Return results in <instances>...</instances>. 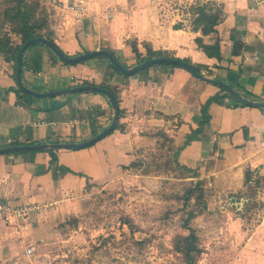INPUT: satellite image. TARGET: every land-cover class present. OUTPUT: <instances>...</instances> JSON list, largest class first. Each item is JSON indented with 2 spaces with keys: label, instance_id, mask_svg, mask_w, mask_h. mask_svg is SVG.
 I'll list each match as a JSON object with an SVG mask.
<instances>
[{
  "label": "crops",
  "instance_id": "1",
  "mask_svg": "<svg viewBox=\"0 0 264 264\" xmlns=\"http://www.w3.org/2000/svg\"><path fill=\"white\" fill-rule=\"evenodd\" d=\"M38 1L54 44L68 56L103 49L131 67L137 61L133 47L144 58L147 46L200 66V74L230 85L243 96L248 92L250 96H244L248 99L264 100V0H201L220 6L223 13L215 32L205 36L192 30L188 11L192 3L180 13H175L177 9L169 13L164 10L167 0ZM76 3L85 6L84 16L67 9ZM197 37L209 45L218 40L220 58L199 49ZM13 72V63L0 54V148L81 142L110 123L113 110L105 95L83 91L20 97ZM21 79L36 92L103 82L116 89L119 107L113 131L90 147L0 153V202L30 208L26 219L20 220L22 225L18 221L10 227L19 228L18 236L27 242L44 237L37 221L28 222L32 215L66 203L87 180L103 186L117 181L128 170L123 167L139 161L140 152L156 149V138L150 134L158 130L176 147L182 146L179 164L196 169L204 187L214 193H236L250 180L251 171L263 169L264 107L236 105L219 87L178 66L155 64L145 75L123 78L112 73L101 56L67 64L35 43L23 53ZM215 96L219 99L206 106ZM205 114L203 131L183 146L185 137L201 127ZM49 150L60 168H68L57 170L56 178ZM5 238L0 224V260L8 257Z\"/></svg>",
  "mask_w": 264,
  "mask_h": 264
},
{
  "label": "rangeland",
  "instance_id": "2",
  "mask_svg": "<svg viewBox=\"0 0 264 264\" xmlns=\"http://www.w3.org/2000/svg\"><path fill=\"white\" fill-rule=\"evenodd\" d=\"M194 1L167 0L164 10L180 13ZM163 152H140L109 186L87 180L66 203L32 215L28 222L42 226L39 242L19 237L0 217L8 252L0 264H181L173 242L188 234L181 217L189 207L177 197L189 179L162 163ZM249 176L236 193L208 190L206 210L189 223L204 249L197 264H264V166Z\"/></svg>",
  "mask_w": 264,
  "mask_h": 264
},
{
  "label": "trees",
  "instance_id": "3",
  "mask_svg": "<svg viewBox=\"0 0 264 264\" xmlns=\"http://www.w3.org/2000/svg\"><path fill=\"white\" fill-rule=\"evenodd\" d=\"M188 11L191 16V26L193 31H199L202 36L209 35L215 32V26L222 20L223 13L220 6L214 5L211 2H202L196 0L194 3L189 5ZM46 12L41 7L38 0H0V54L6 62H12L14 72L12 76L15 78V68H16V57L20 47L28 40L34 37H43L45 39L53 42L51 35L49 33ZM175 28H180V25L175 26ZM17 39L19 41H17ZM54 43V42H53ZM195 43L199 49H201L208 57L220 58L219 44L218 40L213 44H205L201 37L195 39ZM146 56L144 58L139 57V53L136 47H133V52L137 55L136 64H139L147 59L157 58V57H169L168 54L163 51H154L150 47H145ZM52 52V51H51ZM103 57V56H101ZM104 58V57H103ZM107 66L112 70V73H116L120 77H128L114 69L113 65L105 59ZM189 62L188 60H183ZM190 63V62H189ZM158 65V64H156ZM163 66L174 67L171 64H161ZM196 71L200 73V66L195 65ZM149 67L141 69L134 74L145 75ZM132 74V75H134ZM93 84L87 81L81 83V85ZM99 87L109 90L116 101L118 106L117 91L109 84L99 83ZM224 97H228L223 89H221ZM20 97H29L28 94L22 93L18 88L15 90ZM244 96H250L248 92L244 93ZM245 97V98H247ZM219 97H211L207 102L206 106L211 101H215ZM242 105V104H236ZM205 106V107H206ZM208 116L201 119V127L196 131L191 132V134L185 137L184 145L188 144L190 141L195 140L199 133L203 131L204 125L207 123ZM112 132V131H111ZM109 132L108 134H110ZM98 133L97 131H92V136ZM107 134V135H108ZM150 136L156 138V149L158 151H164L162 158L164 165H172L176 170L180 171L182 178H188L187 184L183 187L181 195L177 199L181 200L184 205L188 208L183 214L181 219V224L184 229L188 230V234L185 236H177L173 242V250L180 257L181 264H197L198 259L204 252V249L199 245L198 236L195 230L189 227V223L192 219L196 218L206 210L205 197L208 194V190L204 187L203 181L199 179V174L196 169L188 168L184 165L179 164L177 161V156L182 148L176 147L174 145L173 139H171L164 131L158 130ZM51 153L50 166L52 167L53 176L56 178L57 170H62L57 165L56 155ZM133 165L135 163H132ZM183 210V209H182ZM128 225L131 233L134 232V227L129 221H125ZM135 244H142V241H134Z\"/></svg>",
  "mask_w": 264,
  "mask_h": 264
},
{
  "label": "water",
  "instance_id": "4",
  "mask_svg": "<svg viewBox=\"0 0 264 264\" xmlns=\"http://www.w3.org/2000/svg\"><path fill=\"white\" fill-rule=\"evenodd\" d=\"M35 43H40L46 46L50 51H52L55 56L62 62L67 64L78 63L84 61L88 58L96 57V56H103L107 59L120 73L126 75H132L135 72L144 69L146 67L153 66L155 64H171L183 68L191 73L193 77L196 79L203 81L204 83L219 87L225 91L230 99L235 101L236 103L250 106L254 108H262L264 107V100L255 101L252 99L245 98L239 91L235 88L231 87L223 83L222 81L212 79L206 77L199 72L196 71V67L189 62H185L183 60L173 58V57H157L147 59L139 64L133 65L131 67H125L121 63L115 59V57L106 50H95L86 52L76 56H68L64 54L53 42L43 37H34L30 40L26 41L18 50L17 57H16V68H15V80L18 89L25 94H28L32 97H51V96H62V95H69L76 92H98L105 95L110 103V106L113 110L112 118L108 126L102 129L100 132L96 133L95 135L91 136L88 139H85L81 142H63V143H49V144H35V145H14L9 147L0 148V153H7V152H20V151H28V150H48V149H81L91 144L99 141L104 136H106L109 132L113 131L115 125L117 124L119 118V107L116 104L115 98L113 94L104 88L99 87L95 84H88V85H79L68 89L58 90V91H48V92H36L25 86L21 79V70H22V63H23V53L24 51L31 45Z\"/></svg>",
  "mask_w": 264,
  "mask_h": 264
},
{
  "label": "built area",
  "instance_id": "5",
  "mask_svg": "<svg viewBox=\"0 0 264 264\" xmlns=\"http://www.w3.org/2000/svg\"><path fill=\"white\" fill-rule=\"evenodd\" d=\"M67 9L77 17H82L86 13L85 6L81 5L80 3L69 4L67 5ZM29 210L30 208L26 206L13 207L6 203L0 202V217H2V219L6 218L8 223H16L20 220L24 221ZM31 252L32 249L30 248L26 250L27 254H30Z\"/></svg>",
  "mask_w": 264,
  "mask_h": 264
}]
</instances>
